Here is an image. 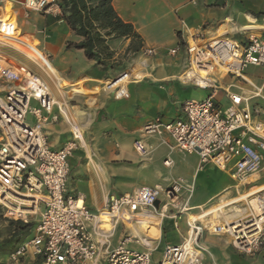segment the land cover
Listing matches in <instances>:
<instances>
[{
    "label": "built area",
    "instance_id": "1",
    "mask_svg": "<svg viewBox=\"0 0 264 264\" xmlns=\"http://www.w3.org/2000/svg\"><path fill=\"white\" fill-rule=\"evenodd\" d=\"M10 3L0 0V46L12 49V44L26 45L13 8H8ZM23 7L26 14L50 15L61 11L58 0H24ZM198 39H182L179 47L169 53L176 56L185 49L187 64L177 80L209 91V96L185 102L179 119L170 123L157 119L145 127V132L168 134L175 142L170 147L172 151L198 155L199 170L213 164L237 182L239 188L263 189L225 207L224 211L234 215L220 221L225 225L222 229H211L215 223L206 226L200 220L190 221L189 202L194 186L183 179L175 180L169 188L143 186L132 193L111 197L104 209L94 214L82 198L68 194L70 160L84 146L80 126L67 118V114L71 116L70 103L58 102L39 74L0 51V83L9 86L6 94L0 95V208L11 221L28 224L39 217L32 239L18 247L10 261L18 262L32 250L42 264H94L104 247L106 264H152L157 246H144L131 234L109 250L110 239L119 226L130 231L128 222L136 223L148 216L162 220L184 216L188 227L182 243L167 246L159 264H204L205 233L229 236L240 254L252 256L264 250V183L258 185L264 180V78L259 86L244 74L250 68L264 69V37L250 36L245 42L220 36ZM144 53L157 54L152 49ZM132 77L130 71H123L107 82L104 91L116 100L128 99L127 85ZM225 77L248 88L244 92L237 83L232 85L240 92H225L229 102L226 108L216 100ZM60 120L70 126L72 138L62 149L54 150L46 128ZM134 151L141 159L150 155L143 139L134 142ZM164 165L171 168L172 161L166 160ZM253 177L255 181L246 182ZM185 191L191 195L182 200ZM241 206L245 212L238 215L236 211ZM102 213L116 221V228L108 237L101 235L98 218ZM134 244L139 249H133Z\"/></svg>",
    "mask_w": 264,
    "mask_h": 264
},
{
    "label": "crops",
    "instance_id": "2",
    "mask_svg": "<svg viewBox=\"0 0 264 264\" xmlns=\"http://www.w3.org/2000/svg\"><path fill=\"white\" fill-rule=\"evenodd\" d=\"M10 2L9 8H13L23 38L29 37L35 41L33 44L23 39L26 46L21 47L34 48L37 54L43 55L25 56L40 67L44 80L49 79L45 73L51 76L56 86L50 89L58 102L62 96L63 101L76 104H69L68 110L83 132L85 145L70 160L68 194L82 198L85 206L98 214L111 197L132 193L143 186L168 188L171 182L183 179L195 188L194 198L189 205L192 210L190 216L201 222L205 211L217 207L216 204L207 208L215 199L221 196L229 198L230 181H235L227 173L213 164L199 170L198 155L172 151L170 147L175 142L168 134L150 135L145 132V127L157 119L164 123L176 121L182 115L185 102L203 100L210 94L177 80L186 67L187 53L184 48L176 56H171L169 52L179 47L182 39L192 41L200 37L208 39L220 36L245 42L250 36L264 37V29L246 30L253 26L264 27V0H114L113 5L120 18L132 24L142 37L143 49L136 55L132 54L129 62L123 60V64H119V57L127 52L130 41H110L115 61L107 68L88 59L89 64L82 68L72 64L69 57L78 50H68L67 44L79 43L82 39L73 33L67 23L55 21L61 17V11L50 15L26 14L24 0ZM149 49L157 54L146 56L144 52ZM80 52L84 55L83 51ZM123 71H130L133 76L127 85L129 98L116 100L113 94L104 91V87ZM221 82L223 88L216 100L224 107L222 102L225 105L229 103L225 92L228 89L231 92L240 90L231 88L237 83L234 78L225 77ZM237 84L248 92L244 84ZM58 92L61 96H58ZM46 133L54 150L62 149L72 138L71 128L63 120L47 126ZM139 139H143L150 149L146 159L139 158L134 151V142ZM174 154L196 156L197 159L182 174L172 158ZM166 160L172 161L171 168L164 165ZM38 219L35 218L33 222L36 223ZM156 226L160 236L156 238L155 246L161 243V247L164 243L167 246L182 243L188 230L184 216L175 221L160 220ZM120 229L113 248L109 250L116 248L123 240ZM133 232V228H130V233ZM142 235L135 234L137 237ZM32 237L33 233L30 238L18 243L16 249ZM211 237L203 236L202 243L212 246L216 252L221 251L220 242L214 235ZM106 253L105 248H101L100 258L94 264H106ZM0 264H42V259L34 256L30 250L16 263L10 261V253L0 254Z\"/></svg>",
    "mask_w": 264,
    "mask_h": 264
},
{
    "label": "trees",
    "instance_id": "3",
    "mask_svg": "<svg viewBox=\"0 0 264 264\" xmlns=\"http://www.w3.org/2000/svg\"><path fill=\"white\" fill-rule=\"evenodd\" d=\"M114 0H58L61 17L55 21H64L81 38L79 43H68L67 49L83 51L86 59L107 68L115 61V52L109 42L114 40L130 41L128 53L138 54L143 49V39L132 24L124 22L116 12ZM35 223L11 221V233L4 246L13 248L32 235Z\"/></svg>",
    "mask_w": 264,
    "mask_h": 264
},
{
    "label": "rangeland",
    "instance_id": "4",
    "mask_svg": "<svg viewBox=\"0 0 264 264\" xmlns=\"http://www.w3.org/2000/svg\"><path fill=\"white\" fill-rule=\"evenodd\" d=\"M23 39L25 41L29 42V43H33L34 44V42H35L32 39H30L29 37H25ZM36 46H37V44H36ZM24 50L27 51L28 53H30L31 55H33V57L36 56L35 54H37L35 52V49L31 48V47L30 48L27 47ZM0 51H1V53L3 55H6V56H9V57H12V58L16 59L24 67L29 68L30 70L34 71L35 73L39 74L42 77L44 76L42 74V72L40 71L41 70L40 67L32 59L26 57L24 54L17 53L16 51L11 49L10 47H2V46H0ZM37 55L39 57L43 56L42 54H37ZM131 57H132V54L126 52L123 56L119 57L118 62H119V64H123V60L126 61V62H129ZM69 58L72 59V64H76L77 67H81L82 68V67H84V65L89 64V61L84 57V55L80 51H73ZM244 74L247 77H249L257 85H260L262 80H263V78H264V70H255V69L250 68V69L246 70L244 72ZM47 81L49 82L47 84L49 85L50 88L51 87L53 88L54 86H56L52 81H50V79H47ZM8 89H9V86H7V85H5L3 83H0V95L1 96H3L4 93L6 94ZM56 92H57V89H56ZM58 96H61V94L59 92H58ZM220 96H221V94H220ZM62 98L63 97L61 96V101L60 102H63ZM70 105H74L75 106L76 104L71 101ZM222 105H224L225 108L227 107V105L223 104V102H222ZM172 158L175 160L176 164L181 169L182 174H183V172L186 173V171H188L190 165L193 164L196 161V159H197L196 156H185V157H183L182 155H179V154H174ZM221 177L224 178L225 175L222 174ZM262 183H264V180L259 182L258 185H260ZM172 184H173V182L170 183L169 187H171ZM199 184H200V182H199ZM230 184H231V186H230L231 193H229L228 197L231 198V197L236 196V195L238 196V192L236 190V186L238 185L237 182L230 181ZM188 185H190V184H188ZM203 185L204 184H202V186ZM203 189H205V188H203ZM206 189H208V187ZM248 189H249V187L247 189L240 188V192L244 193V192L248 191ZM194 194H195V188H194V191L192 193V197H191V200L189 202V205L192 203V200L194 198ZM190 195H191L190 192L185 191L184 195L182 196V200H186L187 198H189ZM219 198L215 199L207 208L210 209L212 206L216 205L218 203V199ZM242 208H244V207L241 206V208H239V209H242ZM208 209H204V210H208ZM200 213H201V210H200ZM225 214H226L225 217H229L231 215H234L233 213L227 212V210H225ZM210 218H211V216H210ZM208 219H209V217L207 218V220ZM220 221H222V220H220ZM10 222H11V220H9V219L4 217L2 209L0 208V246H4L3 242L8 240V238L10 237V233H11ZM178 222H180V221H178ZM120 228L121 227L119 226L116 229L115 235L113 236V238L110 239V247H111V249L113 248V245H114L113 242L115 241L116 237L118 236L117 233H118V230ZM214 228H218V227L215 224H213L211 229H214ZM219 228L222 229L223 227L221 226ZM121 229L123 231L124 237L129 235V234H131L130 231L128 229H126L125 227L121 228ZM121 229H120V231H121ZM119 236H120V234H119ZM203 236H204V238H209V237H211V234L210 233H205ZM215 237L220 242V247L222 249H221V251L216 252V250H214L212 248V246L205 245V247L207 248V258H206L204 264H264V250H261L260 252L254 254L252 256L240 254L232 246L231 238L229 236L220 235V236H215ZM215 237H213V238H215ZM158 242L160 243L161 241H158ZM160 244L157 245L158 251H156L155 254H154L153 264H159L161 262V260L163 258V255H164L165 248L168 245V244L166 245V243H164V246L161 247ZM16 247H17V244H15V246L13 248H11L9 245L5 246V247H1L2 250L0 251V254L10 253V255H11V253H13L15 251ZM131 247L133 249H139L137 244H134V246L131 245ZM233 248H234L235 251L233 250ZM216 254H217V256H216ZM13 263H16V262H13Z\"/></svg>",
    "mask_w": 264,
    "mask_h": 264
},
{
    "label": "bare ground",
    "instance_id": "5",
    "mask_svg": "<svg viewBox=\"0 0 264 264\" xmlns=\"http://www.w3.org/2000/svg\"><path fill=\"white\" fill-rule=\"evenodd\" d=\"M8 8H9V5H8ZM258 29L261 30V29H264V27L253 26V27H248L246 30H258ZM1 46H3V45H1ZM3 47H6V46H3ZM12 49H15L17 51L19 50L24 55L27 54L29 57H33V55H31L30 53L25 51L19 45L12 44ZM45 75L47 76V78L52 80L50 75H48L46 73H45ZM52 82H53V80H52ZM67 118L70 120V122L74 121V123H77L76 120H74L71 116H69V114H67ZM83 145H85V142L83 143ZM255 179L256 178L253 177V178L247 180L246 182H253V181H255ZM262 189H263V187L258 186V187H254L253 189H251L249 191L242 193V192H240V188L238 186H236L238 196L237 195L233 196L230 199L220 197L218 199V203H217L216 208H214L210 211H207V212L205 211V213H204L205 215L201 217L202 222L206 226L208 225V223L209 224L215 223V225L217 227H221V226L225 227V225L220 224V220L228 218V217H225L226 214H225L224 208L227 206H230L232 204L234 205V204H237L239 202H242V201L246 200L248 197L256 194L259 191H261ZM244 212H245V210L241 209L239 211H236V214L239 215V214H242ZM100 216L101 217L98 218V220H99V223L101 225L100 230L103 231L101 235L108 237V235L110 233H112V231L116 228L115 227L116 221L113 220L110 216L106 215L105 213H102ZM209 216H211V218ZM189 217H190V221L192 223L197 221V220L193 219L190 216V214H189ZM208 217H209V219L207 220L206 218H208ZM160 220L162 221V219H160L158 217L148 216L147 218H145L141 221H138L136 223L128 222L129 228H133V231H134L133 233H131V235L133 236L134 239L139 240L144 246L156 247L155 246L156 245V238H159V236H160V231H159V228L156 226V223L160 222ZM160 225H161V223H160ZM134 233L138 236H139V233H142L145 236L142 235V237H137V236H135ZM148 239H150V241Z\"/></svg>",
    "mask_w": 264,
    "mask_h": 264
},
{
    "label": "water",
    "instance_id": "6",
    "mask_svg": "<svg viewBox=\"0 0 264 264\" xmlns=\"http://www.w3.org/2000/svg\"><path fill=\"white\" fill-rule=\"evenodd\" d=\"M155 206H156V208H158V206H159V202H157Z\"/></svg>",
    "mask_w": 264,
    "mask_h": 264
}]
</instances>
